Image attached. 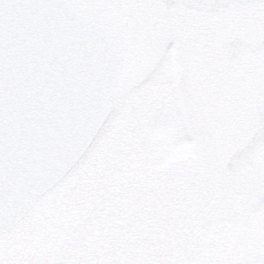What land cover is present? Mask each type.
<instances>
[{"label":"rangeland","instance_id":"rangeland-1","mask_svg":"<svg viewBox=\"0 0 264 264\" xmlns=\"http://www.w3.org/2000/svg\"><path fill=\"white\" fill-rule=\"evenodd\" d=\"M69 1L125 27V68L87 152L0 237V264H264V147L254 172L222 171L253 131V104L264 106V91L251 92L246 105L227 72L206 73V60L186 90L162 67L147 76L148 42L137 46L130 33L136 10ZM254 7L221 13L220 39L245 26L264 30V5ZM187 63L182 74L191 75L193 60Z\"/></svg>","mask_w":264,"mask_h":264},{"label":"water","instance_id":"water-1","mask_svg":"<svg viewBox=\"0 0 264 264\" xmlns=\"http://www.w3.org/2000/svg\"><path fill=\"white\" fill-rule=\"evenodd\" d=\"M168 9L214 16L264 0H160ZM227 59L264 50L239 39ZM122 67L115 35L67 0H0V236L17 226L34 201L80 161L111 114ZM257 129L222 166L226 175L254 170L264 145V111Z\"/></svg>","mask_w":264,"mask_h":264},{"label":"flooded vegetation","instance_id":"flooded-vegetation-1","mask_svg":"<svg viewBox=\"0 0 264 264\" xmlns=\"http://www.w3.org/2000/svg\"><path fill=\"white\" fill-rule=\"evenodd\" d=\"M115 1L117 2L118 7L123 8L126 13L130 9L132 12L134 10L138 12L134 16V26L130 33H132L133 39H136L137 46L138 43L143 44L145 41L148 42L149 53L146 62L147 76L154 75L158 68L162 67L164 70L162 71V75L165 77L169 76L167 80L170 79L173 81L174 86H179L180 88L182 87V90H186L191 82H193V79L196 77L201 79V76H197L199 73L196 70H198L199 65L202 63L201 60H206L207 65L210 68L208 69L210 71H207L206 73H211L216 76L220 71L227 72V74H229V79L232 82V86L237 87L239 90L243 89L241 91H243L244 95L249 98V100L244 101L246 105H249L252 101V95L254 94L251 92L262 93L264 91V50L254 53L250 50H246L240 55V57L228 60L227 51L225 49V44L233 39H239L253 46H258L264 39L263 27L259 31L258 28L251 27L250 30L245 26L244 34L238 32L237 34H233L222 40L218 35L219 29L217 22V19L221 14L216 16H204L187 12L181 8L168 10L162 5L160 0H133L130 4L126 0H106V4L109 3L111 5V3ZM145 5H147V8H144ZM254 8L257 7H250L247 9L237 8L234 10L248 11ZM78 10L80 11V9ZM80 12L85 17L104 26L118 37L123 48L122 72L125 68L126 60V49L122 39H124V36L128 31H126L123 26L120 28H114L109 24L106 21L107 15L105 11L93 10V7L90 6ZM259 12L263 13L264 11ZM161 41V44L164 45L162 52L157 59V45ZM136 56H139L137 59L142 58L141 53H137ZM188 58L192 59L194 63L193 65L191 64V75L182 74L184 71L186 72V69L188 68ZM194 72L196 73L195 77L194 74H192ZM151 78L154 79L153 77ZM139 81H143L142 77ZM260 101L261 100L255 101L253 104L255 118L253 120V131L251 130L248 137L244 139L242 145L233 148L232 151L241 148L257 128L255 109L260 108L264 111V106ZM263 147L264 145L255 152V165L256 156L259 150Z\"/></svg>","mask_w":264,"mask_h":264}]
</instances>
